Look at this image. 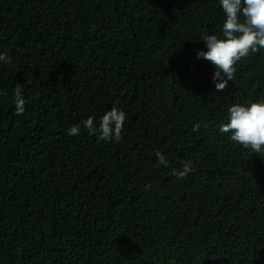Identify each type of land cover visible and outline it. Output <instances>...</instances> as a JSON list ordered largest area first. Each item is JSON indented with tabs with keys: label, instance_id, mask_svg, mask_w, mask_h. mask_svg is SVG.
Returning <instances> with one entry per match:
<instances>
[{
	"label": "trees",
	"instance_id": "obj_1",
	"mask_svg": "<svg viewBox=\"0 0 264 264\" xmlns=\"http://www.w3.org/2000/svg\"><path fill=\"white\" fill-rule=\"evenodd\" d=\"M225 19L219 0H0V264H264V151L220 132L264 100V49L217 92L197 54ZM114 106L122 139L90 135Z\"/></svg>",
	"mask_w": 264,
	"mask_h": 264
},
{
	"label": "clouds",
	"instance_id": "obj_2",
	"mask_svg": "<svg viewBox=\"0 0 264 264\" xmlns=\"http://www.w3.org/2000/svg\"><path fill=\"white\" fill-rule=\"evenodd\" d=\"M225 14L221 37L204 35L207 51L198 52L215 66L213 82L217 92L226 89L228 82L234 79L235 65L249 55L264 49V0H219ZM243 18V19H241ZM0 62L11 64L12 58L6 53H0ZM15 114L25 112L26 101L23 98V88L19 83L15 86ZM229 122L220 126V132L231 133L230 139L255 153L264 151V100L249 102L247 105H234L228 109ZM127 117L117 107H112L101 118L99 127L94 124V118L88 117L82 125L90 135H97L98 140L119 142ZM200 125H194L193 131H198ZM70 136L80 134V125L68 130ZM159 164L168 166L165 155L156 152ZM192 171V162L183 163L182 169H174L172 174L185 178ZM150 185H146V188Z\"/></svg>",
	"mask_w": 264,
	"mask_h": 264
}]
</instances>
